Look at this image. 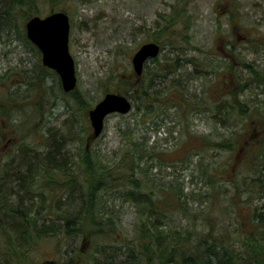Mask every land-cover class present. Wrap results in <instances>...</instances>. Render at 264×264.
Segmentation results:
<instances>
[{"label": "rangeland", "instance_id": "obj_1", "mask_svg": "<svg viewBox=\"0 0 264 264\" xmlns=\"http://www.w3.org/2000/svg\"><path fill=\"white\" fill-rule=\"evenodd\" d=\"M18 9L12 31L0 34V173L13 164L19 148L30 146L41 153L48 130H62L65 122L71 139L62 161L77 181L90 185L81 234L64 233L57 211L40 212L47 225L57 228L37 240L31 264H67L68 258L73 264H119L126 259L136 224L144 217L142 198L126 199L118 186L123 182L116 185L109 177L101 178L95 167L104 172L122 162L133 168L129 173L139 171L134 176L141 184L171 180L178 196L170 193L171 208L177 201L186 214V219L179 212L167 216L174 217L173 231L192 240L207 231L221 234L238 264H247L252 211L264 210V186L257 192L240 184L244 175L249 174L247 180L256 173L264 176V0H26ZM52 10L69 16L76 75L70 92L63 91L57 73L42 64L40 52L25 35L29 13L42 16ZM166 17L173 22L167 23ZM162 29L175 34V43L165 41ZM147 41L164 47L159 63L177 62L184 93L180 96L177 90L175 103L185 99L179 107L149 104L156 93L167 97L163 90L176 83L177 75L158 74L153 59L141 77L133 71L132 54ZM150 74L157 77L150 80ZM135 81L145 94L128 90ZM230 89L234 118L215 123L231 108L225 105L217 115L209 113L204 97L209 93L218 99ZM107 91L123 92L132 108L126 114H109L101 134L88 139V110ZM227 143L232 148L224 146ZM84 145L93 161L88 166L80 157ZM253 161L256 168L249 166ZM73 193L71 188L62 196L57 193L61 209L70 215L79 206L78 201H66ZM40 199L36 206L45 207ZM93 219L102 222L105 232L110 231L105 221L111 223L113 237L98 236ZM100 245H109V256L99 251ZM131 254L132 263L138 264L139 257Z\"/></svg>", "mask_w": 264, "mask_h": 264}, {"label": "trees", "instance_id": "obj_2", "mask_svg": "<svg viewBox=\"0 0 264 264\" xmlns=\"http://www.w3.org/2000/svg\"><path fill=\"white\" fill-rule=\"evenodd\" d=\"M25 1L0 0V34L12 31L15 26L13 21L15 15L13 12L19 10L18 8ZM29 5H31L30 2ZM29 14L26 17L27 19L37 13ZM165 19H168L166 20L167 23L173 22L170 18L166 17ZM167 26V24L164 25L165 30H167ZM165 30L162 31L165 32V41L169 40L175 43V34L171 31L166 32ZM163 48L161 46V51ZM36 50L38 51L37 48ZM153 60L157 61L156 68L158 67V74L162 72L167 74L172 73L173 75H177V81L175 84H169L163 90L167 94L166 98H161L159 93H156L153 100H149V104L157 103L161 108L167 104L179 107L185 99L181 97V104H179L180 101L178 104L175 103L177 102L175 99L177 90L180 96L184 93L182 73L181 71H177V62L173 60L161 64L158 62V57L153 58ZM190 62L193 63L192 61ZM145 72L144 67L142 75ZM149 77L150 80H153L157 76L150 74ZM220 79L223 78L220 77ZM138 83L137 81L132 83L128 87V90H131L133 93H144L145 89L140 88ZM128 90H125V92L129 94L130 91ZM170 94L174 96L171 97L169 96ZM193 97L198 98L196 94H193ZM225 98L232 99L233 101H225ZM204 99L209 113L217 115L220 108L225 107V105H229L231 108L221 121L215 120V123L234 118L233 109L235 107V100L233 98V89L228 90L225 94H219L218 99H215L213 94L209 93L205 95ZM10 100H14V97L11 96ZM65 127L68 128L69 124L63 122L62 130L59 127L48 130V136L45 138L44 149L41 153L30 146H26V149H17L18 151L16 150L17 152L15 151V155L12 156L13 164L9 167L7 166L4 172L0 173V264L32 263L33 250L37 245V240L57 228L52 223L47 225L46 221L48 219L42 217V213V215L40 214L43 209L48 211V215H52L56 211L58 212L57 217L63 219L61 226L64 233L69 234L71 231L77 235L81 234V226L83 225L81 211L88 210L90 206V196L88 194L90 185L86 188L83 181H77L75 172L73 170L70 171L69 167H66L65 162L62 161L65 156L66 146L71 139L68 132H65ZM239 136L237 135L236 138ZM238 142L241 143L239 140H235V144ZM85 145L80 157H84L83 164L88 166L92 158ZM224 146L232 148L229 143ZM262 147L264 148V143ZM255 165L256 161H253L249 166L250 168H256ZM95 167L100 171L101 178H103V175L104 178L109 177L116 185L118 182H123L122 185L118 186H122V194L126 199L140 200L142 198L139 208L140 214L144 215V217L140 222H137L134 229V243L131 250L133 254L135 252V255L139 257L138 260L140 261L138 264L142 260H144L142 264L153 260H157L158 262L156 263L158 264H238V259L233 249L226 244L221 234L214 235L212 234L213 232L207 231L203 233L204 235L198 234L192 240L186 237L185 234L172 230L171 226H175L172 222L174 217L167 216L173 212H179V215H184L186 219V214H184L182 206L177 201L174 202L175 205L171 208L170 193L175 198L178 197L176 192L171 190V180L160 181L159 183L144 180V183L141 184L142 180L140 179L139 181L134 176L139 171L129 173L132 172L133 168L124 166L123 162L114 168L112 167L111 170L104 172L102 171L103 167ZM247 177H249V174L242 177L240 184L252 191L253 187L255 189L258 188V190L256 189L257 192L261 191L264 186V176L262 177L256 173L251 175V180H247ZM67 188H71L74 193L69 198L66 197V201L72 204L77 203V201L79 203L77 212L72 215L61 209L59 195H57L59 193L62 196L64 190ZM39 198H41V202L45 203V207L41 206L38 208L39 206H36L35 200ZM35 206L36 210H34ZM146 206L147 214L145 211ZM165 217H167V220L161 222V219ZM93 222L96 225L97 230L95 231L98 236H105L106 234L109 237H113L111 223L105 221L107 230L110 229L109 232H105L101 221L93 219ZM251 222V227L246 233L247 243L245 252L250 254V261L247 264H264V210L257 212L253 210ZM101 242L106 243L107 241L103 238ZM107 248H109V245H100L99 251L102 253L107 252L109 256L110 253ZM97 251L98 249L95 247V252ZM131 252L128 250L125 253L126 259H123L119 264H135L134 261L132 263L131 259L133 255ZM66 263L73 264V259L68 258Z\"/></svg>", "mask_w": 264, "mask_h": 264}, {"label": "water", "instance_id": "obj_3", "mask_svg": "<svg viewBox=\"0 0 264 264\" xmlns=\"http://www.w3.org/2000/svg\"><path fill=\"white\" fill-rule=\"evenodd\" d=\"M69 17L64 11H53L44 17L35 15L25 22L27 38L39 49L42 64L55 70L63 91L69 92L76 85L74 60L69 52ZM160 45L154 41L141 44L131 57L134 73L141 75L144 64L157 57ZM131 100L118 92H106L103 97L88 110L92 128L88 139L100 135L106 115L117 112L125 114L131 109ZM145 264H156L147 262Z\"/></svg>", "mask_w": 264, "mask_h": 264}]
</instances>
